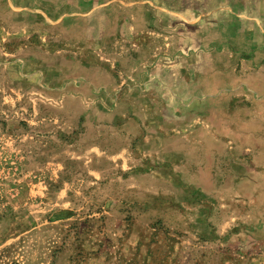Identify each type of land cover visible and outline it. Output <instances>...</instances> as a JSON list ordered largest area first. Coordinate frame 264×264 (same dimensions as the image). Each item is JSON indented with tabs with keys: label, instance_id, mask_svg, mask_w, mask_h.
<instances>
[{
	"label": "rangeland",
	"instance_id": "rangeland-1",
	"mask_svg": "<svg viewBox=\"0 0 264 264\" xmlns=\"http://www.w3.org/2000/svg\"><path fill=\"white\" fill-rule=\"evenodd\" d=\"M241 67L264 0H0V264H264V157L200 134L264 144Z\"/></svg>",
	"mask_w": 264,
	"mask_h": 264
},
{
	"label": "crops",
	"instance_id": "crops-1",
	"mask_svg": "<svg viewBox=\"0 0 264 264\" xmlns=\"http://www.w3.org/2000/svg\"><path fill=\"white\" fill-rule=\"evenodd\" d=\"M249 40V39H248ZM260 49L257 50V53H255V58L256 61L260 60L261 56L259 55ZM243 64V62L241 63ZM244 67H241V70L238 71L239 75H243V74H253L255 76H259L258 77V82L260 85H263V79H260V77L263 76V73L261 72H255V68H246L245 71H243ZM262 70V68H259L258 70ZM227 70V69H226ZM236 68L232 69L233 71V75H237L236 72ZM201 74H206V71H204ZM238 82L236 81L235 84L232 85H236ZM243 83H240L238 85H241ZM257 84V85H259ZM241 87H243V85H241ZM256 90V89H255ZM258 91V90H257ZM210 124V125H209ZM231 124V122H230ZM204 125L206 126V128L208 130H206V128H203V131L200 133L202 134L201 136H203V140H205V143L203 146H205V152L210 151L209 149H212L214 147H219L222 152L223 150H227V154L229 156L233 155V154H239L240 155H250L252 157H259V156H263L264 157V144H258L257 142H251L250 144H248L247 146L244 145V143H242V140H244V134L241 135V137H237V135L233 133H225V129L222 127L220 128V130H218L217 127H213V123L212 122H205ZM214 128L217 130L215 131ZM251 140H257L258 139V134H252L251 135ZM238 140H241V142H237ZM226 141V142H225ZM209 154H207L208 156Z\"/></svg>",
	"mask_w": 264,
	"mask_h": 264
}]
</instances>
